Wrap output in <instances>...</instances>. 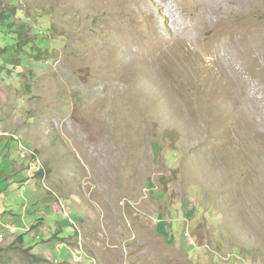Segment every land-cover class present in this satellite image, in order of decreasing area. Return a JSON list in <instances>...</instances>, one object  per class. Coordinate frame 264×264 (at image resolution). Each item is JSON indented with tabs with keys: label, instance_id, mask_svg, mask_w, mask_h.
<instances>
[{
	"label": "rangeland",
	"instance_id": "rangeland-1",
	"mask_svg": "<svg viewBox=\"0 0 264 264\" xmlns=\"http://www.w3.org/2000/svg\"><path fill=\"white\" fill-rule=\"evenodd\" d=\"M142 1L0 0V264H264V0H244L239 92L232 56H205L217 107L177 60L144 58L194 32ZM153 69L197 108L169 106Z\"/></svg>",
	"mask_w": 264,
	"mask_h": 264
},
{
	"label": "bare ground",
	"instance_id": "bare-ground-1",
	"mask_svg": "<svg viewBox=\"0 0 264 264\" xmlns=\"http://www.w3.org/2000/svg\"><path fill=\"white\" fill-rule=\"evenodd\" d=\"M100 1V0H99ZM133 1H137V0H133ZM144 1V0H143ZM142 1V2H143ZM147 1V0H146ZM145 1V2H146ZM163 4H161V9L162 11H164L165 13H167L166 15H168L169 20L172 24H174V22L178 25L181 26L180 28H177V32H180V30L182 29L183 31H186L188 29V33L190 31L193 30L194 34H190V36H188V41H186L184 38L182 37H178V42L173 45L171 48L168 49H163V47H165L163 44L162 45H156L154 47H151V49L149 50H144L145 54L142 53V55L144 54V58L145 59H149L150 57H154V61L155 59H160L161 61L164 59H170V60H177L178 63L176 65H174L173 63L171 64L172 66H170V68H168L169 73L172 74L173 76H178L179 78V82L187 85V86H193V85H199V81L205 82L206 83V90L209 91L210 93L214 92L212 95H214L215 97H218L219 99H216V101L213 102L210 101V103L207 106H213V107H217L219 105H221V101L223 98L220 99L221 95L225 90L223 88H221L219 90V88L221 87V85L219 86L218 90L215 89L214 87L211 88V84L210 81H213L212 79L215 77H210V74H213L214 72H212V65H209L205 62V56L212 53V46L215 44V51L220 50L221 48H223L224 50V54L226 57L231 55L232 57L230 60V63L225 66V68H231L230 70H233L235 72V77L232 78V82L228 83L227 85H230V87L232 86V91H240L239 89L244 86L243 85V69L242 66H244V62H245V55L247 53L246 49V39H245V34H244V29H243V10H244V0H222L221 2H219L218 0H171V2L165 1L163 0ZM114 2V1H113ZM117 2V6L120 10L122 11H126L128 9V2L127 0H116ZM141 2V1H140ZM150 2V1H149ZM148 2V3H149ZM160 3V2H159ZM137 4V2H136ZM150 4V3H149ZM138 5H141V3H139ZM146 5V3H145ZM151 5V4H150ZM149 5V6H150ZM155 5V4H153ZM136 6V5H135ZM142 6V5H141ZM144 6V5H143ZM147 6V5H146ZM151 7V6H150ZM140 8V6H139ZM136 9V8H135ZM145 9V8H144ZM159 9V8H158ZM140 10V9H139ZM142 10V9H141ZM140 10V11H141ZM161 11V10H160ZM147 12V11H146ZM230 12H232L235 16L234 18H231ZM129 13V12H128ZM162 13V12H161ZM231 13V14H232ZM127 14V13H126ZM139 14V13H138ZM164 14V13H163ZM140 15V14H139ZM217 16V20L210 26L202 24L200 22V19L205 18V19H210L212 16ZM129 17V16H128ZM144 18V17H143ZM190 19L191 24L188 22ZM188 20V21H187ZM128 22V21H127ZM154 28V27H153ZM207 28V29H206ZM175 29V30H176ZM209 32L207 34H205V36L203 37L202 42L200 41V39H198L199 35L198 32ZM132 33V32H131ZM179 35V34H178ZM133 36V35H132ZM196 41L198 42L199 45V49H197V46H193L191 44L192 41ZM167 45V44H166ZM145 48V47H144ZM200 50V51H199ZM110 51V50H109ZM118 51V50H117ZM129 51V50H128ZM139 51V50H138ZM147 51V52H146ZM249 51V50H248ZM115 52V51H114ZM136 53V52H135ZM138 53V52H137ZM141 53V52H139ZM106 54V53H105ZM122 54V53H121ZM133 54V53H132ZM217 53H215L216 55ZM141 55V56H142ZM227 55V56H226ZM121 56V55H120ZM135 57V54L134 56ZM217 57V56H216ZM222 56H220L216 62L221 63L223 65V63H225V59L224 61ZM136 58V57H135ZM142 59V58H141ZM151 59V60H152ZM143 60V59H142ZM229 60V59H228ZM114 61V60H113ZM116 61V60H115ZM159 61V60H158ZM122 62V61H121ZM146 62H148L146 60ZM163 62V61H162ZM161 62V63H162ZM209 62V61H208ZM125 63V62H124ZM137 63V62H136ZM160 63V64H161ZM166 63V62H165ZM135 64V63H134ZM158 64V63H157ZM217 65V63H215ZM123 65V64H122ZM133 65V63H132ZM156 65V64H155ZM154 65V66H155ZM170 65V64H169ZM174 65V66H173ZM221 65V66H222ZM233 65V66H232ZM239 65V67L237 66ZM117 66V65H116ZM121 66V65H120ZM125 66V65H124ZM135 66V65H134ZM152 66V64H151ZM122 67V66H121ZM120 67V68H121ZM161 67V66H160ZM206 67H207V71H206ZM214 67V66H213ZM218 67V66H217ZM135 68V67H134ZM144 68V67H143ZM221 67H218V69ZM119 69V68H118ZM149 69H150V65H149ZM152 69V68H151ZM157 69V68H156ZM214 69V68H213ZM138 71V69H135ZM142 70V69H141ZM165 70V67H164ZM222 71V69H220ZM219 70V71H220ZM125 70L120 69V71H117L116 76L120 77L122 75V73ZM151 70H149L148 72V77H151V81L156 84L159 89H161L164 93L167 94V96L169 97V106H173L174 108H183L186 111L189 109H196L199 105V99L198 101H194L192 102L191 100H189L187 97L188 96H180L178 95L179 93L177 91H175V89H172L171 85H177L179 88V84H175L174 83V79L173 76H171L170 74L166 77V73L165 71L162 73V75L159 77L156 74H154V69L152 70L153 73L149 74ZM157 71V70H156ZM171 71V72H170ZM216 71V70H215ZM226 71V70H224ZM228 71V70H227ZM136 72V71H135ZM140 72V71H139ZM158 72V71H157ZM161 72V71H160ZM218 72V71H217ZM144 73V72H143ZM142 73V74H143ZM216 73V72H215ZM245 73V72H244ZM220 74V73H219ZM228 74V73H227ZM138 75V72H137ZM141 74L138 75V77ZM151 75V76H150ZM136 76V75H134ZM144 76V75H143ZM223 77V74L221 73V75ZM219 76V78H220ZM225 76V75H224ZM230 76V75H229ZM228 76V77H229ZM233 76V75H232ZM147 77V78H148ZM245 77V76H244ZM177 78V77H176ZM223 78H227L226 76ZM215 79V78H214ZM218 79V77H217ZM150 80H148L150 82ZM216 80V79H215ZM214 80V81H215ZM228 80V78H227ZM218 81V80H217ZM221 83V79L219 81ZM226 83V81H225ZM219 84V83H218ZM152 85V84H151ZM226 85V86H227ZM154 86V85H153ZM163 88L166 89V91L163 90ZM225 88V87H224ZM158 89V88H157ZM227 89V88H226ZM157 91V90H156ZM155 91V92H156ZM179 91V90H178ZM227 92V91H226ZM229 92V91H228ZM225 93V92H224ZM232 93V92H229ZM237 93V92H235ZM244 93V92H243ZM231 95V94H229ZM236 95H234L235 97ZM242 96V95H241ZM226 97H228L226 95ZM244 97V96H242ZM213 98V97H212ZM232 98V97H231ZM230 98V99H231ZM239 98V97H238ZM228 98H226L227 100ZM229 99V100H230ZM215 100V99H214ZM225 100V98H224ZM236 100V99H235ZM240 100V99H238ZM140 101V100H139ZM235 105L236 103L231 100ZM230 101V102H231ZM224 102V101H223ZM231 102V103H232ZM137 103V102H136ZM139 103V102H138ZM141 103V102H140ZM225 103V102H224ZM127 105V104H126ZM141 105V104H140ZM227 105V103H226ZM224 106L225 109H227V106ZM232 105V107H233ZM230 106V105H229ZM238 106V105H236ZM172 107V108H173ZM222 107V106H221ZM231 108V107H230ZM188 113V112H187ZM189 117V116H188ZM251 120V119H250ZM253 125V124H252ZM250 126V125H249ZM251 127V126H250ZM238 128H242V129H247L246 131V137H248V130L250 128H248V126H244V125H239ZM252 128V127H251ZM261 128V126H260ZM258 129V128H257ZM241 130V129H240ZM256 130V129H255ZM262 130V129H260ZM251 131V129H250ZM259 130H257L258 132ZM264 132V130H262ZM261 131V132H262ZM236 132H232V134L235 135ZM255 134V131L253 133V136ZM257 134V133H256ZM228 135V133H227ZM250 135H252L250 133ZM249 135V136H250ZM263 135V134H261ZM230 136V135H229ZM228 136V137H229ZM245 136V135H244ZM256 136V135H255ZM257 137V136H256ZM242 138V137H241ZM244 138V139H245ZM254 138V137H252ZM251 138V139H252ZM262 138V137H261ZM264 138V137H263ZM231 140H234L235 137L231 136L230 137ZM258 139V138H256ZM229 140V139H228ZM236 140V139H235ZM240 140V139H239ZM259 140V139H258ZM262 140V139H261ZM255 141V140H254ZM257 141V140H256ZM255 141V142H256ZM232 144L235 143L233 141H231ZM239 142V141H238ZM241 142V141H240ZM262 141H259V143H261ZM237 143V142H236ZM242 143V142H241ZM264 143V142H263ZM238 144V143H237ZM253 144V143H252ZM256 144V143H255ZM254 144V146H256ZM239 145V144H238ZM258 145V144H257ZM261 145V144H260ZM235 146V145H233ZM229 148V147H228ZM231 148L233 149V147L231 146ZM242 148V146H241ZM244 148V147H243ZM250 148V147H249ZM247 149V148H246ZM255 149V148H254ZM235 150V149H234ZM250 150V149H248ZM264 149L262 147L257 146L255 149V153L257 152L258 154H263L261 153ZM228 151V150H227ZM232 151V150H231ZM243 151V150H242ZM245 151V148H244ZM251 152V151H249ZM248 152V153H249ZM242 153V152H241ZM252 153V152H251ZM250 154V153H249ZM254 156V152L252 153ZM251 154V155H252ZM247 155V154H246ZM250 155V156H251ZM249 156V155H248ZM264 156V154L262 155ZM246 157V156H244ZM255 159L257 158L256 155L254 156ZM253 159V158H252ZM230 161V160H229ZM254 161V160H253ZM256 161V160H255ZM264 161V160H263ZM249 163V162H247ZM262 163V162H261ZM253 164V163H252ZM261 165V164H260ZM264 165V164H263ZM262 165V166H263ZM254 167V166H253ZM261 167V166H259ZM252 168V167H251ZM262 168V167H261ZM258 171V170H257ZM262 171V170H261ZM256 173V172H255ZM259 173V172H258ZM258 175V174H256ZM261 176V175H260ZM255 176H253L254 178ZM264 178V177H263ZM256 179V178H255ZM260 180V178L258 179ZM257 182V181H256ZM247 185V184H246ZM254 185V184H253ZM264 185V181H260L258 183V186ZM256 186V184H255ZM257 186V187H258ZM256 188V187H255ZM261 190V189H260ZM258 192V190H256ZM248 193V191H247ZM233 196V195H231ZM260 203V202H259ZM230 205V204H229ZM236 205V204H235ZM263 219V218H262ZM257 221V220H256ZM259 223V222H258ZM262 223V222H261Z\"/></svg>",
	"mask_w": 264,
	"mask_h": 264
},
{
	"label": "crops",
	"instance_id": "crops-1",
	"mask_svg": "<svg viewBox=\"0 0 264 264\" xmlns=\"http://www.w3.org/2000/svg\"><path fill=\"white\" fill-rule=\"evenodd\" d=\"M0 141H1V140H0ZM3 142H4V141H3ZM6 142H7V141H6ZM6 142H5V143H6ZM0 143H1V142H0ZM9 144H10V142H8L7 145L9 146ZM8 146H7V147H8ZM6 149H7V148H6ZM5 152H6V150H3V153H5ZM14 152H15V151H14ZM8 153H10V150L8 151ZM13 157H14V155L11 156V159H13ZM6 160H8V159H6V158H5V160L3 159V163H5ZM9 167H11V166H9ZM19 174H20V175H18V176L21 177V175H22L23 173L20 172ZM18 176L16 175L15 177H18ZM14 179H15V178H14ZM13 181H17V179H16V180H13ZM2 212H3V210H0V219L3 218V216H2ZM5 213H6V211L3 212V214H5ZM12 215H15V213H12ZM14 228L16 229L17 227H15V226L10 227V230H11L10 232L14 231ZM12 233H13V235H16V234H17V233H15V232H12Z\"/></svg>",
	"mask_w": 264,
	"mask_h": 264
},
{
	"label": "built area",
	"instance_id": "built-area-1",
	"mask_svg": "<svg viewBox=\"0 0 264 264\" xmlns=\"http://www.w3.org/2000/svg\"><path fill=\"white\" fill-rule=\"evenodd\" d=\"M15 138L17 139V140H19V136H15ZM22 143H20V145H21ZM66 217L68 218V222H73V219L69 216V214L67 213L66 214Z\"/></svg>",
	"mask_w": 264,
	"mask_h": 264
},
{
	"label": "trees",
	"instance_id": "trees-1",
	"mask_svg": "<svg viewBox=\"0 0 264 264\" xmlns=\"http://www.w3.org/2000/svg\"><path fill=\"white\" fill-rule=\"evenodd\" d=\"M8 14H9V12H8ZM11 15H12V14H11ZM11 15L9 14V16H11ZM5 18H7V17H5ZM9 18H10V17H9ZM17 240L23 242V235H19V236L17 237Z\"/></svg>",
	"mask_w": 264,
	"mask_h": 264
}]
</instances>
